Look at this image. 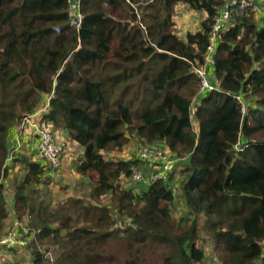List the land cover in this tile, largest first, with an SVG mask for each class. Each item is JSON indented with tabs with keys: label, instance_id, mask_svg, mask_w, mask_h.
<instances>
[{
	"label": "trees",
	"instance_id": "trees-1",
	"mask_svg": "<svg viewBox=\"0 0 264 264\" xmlns=\"http://www.w3.org/2000/svg\"><path fill=\"white\" fill-rule=\"evenodd\" d=\"M225 2L81 0L77 33L69 0H0V236L15 220L29 240L0 256L26 255L27 264H264V13L235 15L219 35L218 90L200 95L195 72ZM183 4L205 20L182 37L175 13ZM48 97L43 120L66 138L62 168L23 150L8 163L18 123ZM131 138L188 159L185 180L171 183L174 166L166 178L135 182L134 170L150 178L155 168L105 157ZM73 145L82 153L72 158ZM67 156L90 193L55 204L52 186ZM50 250L60 251L53 263Z\"/></svg>",
	"mask_w": 264,
	"mask_h": 264
},
{
	"label": "built area",
	"instance_id": "built-area-1",
	"mask_svg": "<svg viewBox=\"0 0 264 264\" xmlns=\"http://www.w3.org/2000/svg\"><path fill=\"white\" fill-rule=\"evenodd\" d=\"M250 12H261L260 7L255 0H226L224 5L217 9L210 36V45L208 46L204 58V66L195 69V72L201 77L200 95L216 91L219 87V82L215 77V73L213 75L215 78L212 79L213 77L209 72V70L214 68L215 65L214 56L219 35L230 27V23L235 15L243 16L248 15ZM68 15L70 27L75 29L77 33H80L84 23V15L81 10V0H69ZM56 31L59 32L60 29L56 28ZM47 99L50 100L51 97H48ZM238 101L243 105L241 98H238ZM49 103L50 101L42 109L33 114L27 115L20 120L13 132V142L15 146L9 153L7 159L8 163L11 162L13 156L21 150L24 143V137L31 133L36 139V158L43 160L53 170H60L62 168L63 154L66 152L65 140L62 139L63 137L60 133L54 131L53 127L43 120V115L47 110ZM133 158L148 163L155 168L151 170L150 178L140 170H134L132 178L137 183H149L151 181H158V179L168 177L173 173L177 161H180L179 159L170 158L166 149L160 144H140V146L134 151ZM24 231H26L25 227L19 223H15L13 228H10L5 234L0 236V251L10 250L16 247L27 249L29 247V240L24 235Z\"/></svg>",
	"mask_w": 264,
	"mask_h": 264
},
{
	"label": "rangeland",
	"instance_id": "rangeland-1",
	"mask_svg": "<svg viewBox=\"0 0 264 264\" xmlns=\"http://www.w3.org/2000/svg\"><path fill=\"white\" fill-rule=\"evenodd\" d=\"M258 4V6L260 7V13H257V16L258 18H260L263 13H264V0H255ZM176 25H178L177 27V32L180 36H184L186 34V32L188 30H198L201 26V23L205 20V15L203 14V12H198L196 10H193V8H191L189 5H181L179 6L177 9H176ZM211 67V66H210ZM209 69V67H208ZM210 72V75L213 77L215 71H214V68L210 69L209 70ZM216 77V76H215ZM215 77H213L212 79H214ZM51 100V99H50ZM50 100L46 99L44 100V102L42 101V105H46ZM200 101H197L196 102V105H199ZM195 121V120H194ZM198 126L195 125V130L198 131ZM62 138V137H61ZM13 139V137H12ZM63 140H65L66 138L63 137L62 138ZM136 138H131V142L129 145H127L125 148H124V151H122L121 153L120 152H111V153H105V157L106 158H112L114 160H122V159H126V160H129L130 158L132 159L133 157V154H134V151L140 146V144H137L136 143ZM15 146L14 142L12 144V148L11 150L13 149V147ZM78 147V146H76ZM30 147H26L25 149V145L23 143L22 145V148L21 150L23 151H28L30 153L31 152V148L29 149ZM82 153V149L80 147L76 148L75 151H74V154L70 156L73 158L76 156V154H81ZM14 158V156H13ZM68 160V158H66ZM188 160L185 159L183 161H177L176 163V168L177 170L175 171L173 177H172V180H171V183L172 184H177L180 179H183L185 180V176L183 177L182 176V170H183V165L184 163H188L187 162ZM73 162V160H70V163ZM71 168V167H70ZM66 178H65V175H61L60 178H56V179H60V181L56 182L52 187H53V196H54V202L55 204L59 203L58 201H63L64 200V195L66 194V196H69V195H80L82 197L86 196V198L88 197L89 193H90V188H91V185L89 184V181L88 180H85V179H75L73 177V175H75V173L72 175L71 171L68 169L66 170ZM77 177V176H75ZM65 184V185H64ZM63 185V187H62ZM63 191V193H62ZM61 192V193H60ZM178 211L176 210L174 212L175 215H178ZM15 220H13L11 223H10V228H13L15 226V223H19L22 225V223L16 221L14 222ZM23 226V225H22ZM25 227V224L24 226ZM9 228V229H10ZM209 247L213 248L211 245H209ZM207 255H210L211 253L206 252ZM60 254V251L58 250H50L48 252H46V257L49 259V261L51 263H53L57 257L59 256ZM23 256H26V255H23ZM21 256L20 254H10V255H6V256H0V264H5V261H10V262H17V261H21L22 264H27V262H25L26 260L28 261V258L26 256V259L25 257ZM212 258H209V260H211ZM211 264L212 262L209 261ZM202 264V263H201Z\"/></svg>",
	"mask_w": 264,
	"mask_h": 264
},
{
	"label": "crops",
	"instance_id": "crops-1",
	"mask_svg": "<svg viewBox=\"0 0 264 264\" xmlns=\"http://www.w3.org/2000/svg\"><path fill=\"white\" fill-rule=\"evenodd\" d=\"M259 4V3H258ZM24 145H25V149H26V147H30L29 149L31 150V152H32V154L33 155H36V139H35V137L31 134V133H29L27 136H25L24 137ZM238 147H240L241 148V144H239V146ZM76 148H78V147H76V145H73L72 147H71V149H72V151H75V149ZM239 148V149H240ZM69 154H70V152H68V156H69ZM68 156H67V158H68ZM66 160V159H65ZM68 163H66V167H65V169L62 171V173H61V175L63 176V175H65V178H66V170H70L71 171V173H72V175L75 173V168H73V166L71 165V163H69V161H67ZM71 167V168H70ZM61 176V177H62ZM75 176H77V177H75ZM73 177L75 178V179H79V177H78V175L77 174H75V175H73ZM78 196H79V194H78Z\"/></svg>",
	"mask_w": 264,
	"mask_h": 264
}]
</instances>
